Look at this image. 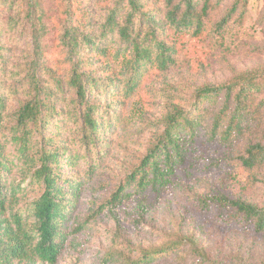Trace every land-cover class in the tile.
Masks as SVG:
<instances>
[{
  "label": "trees",
  "instance_id": "16d2710c",
  "mask_svg": "<svg viewBox=\"0 0 264 264\" xmlns=\"http://www.w3.org/2000/svg\"><path fill=\"white\" fill-rule=\"evenodd\" d=\"M247 4L248 0H228L216 28H225L234 17L240 20ZM74 5L73 0L61 3L58 44L63 65L59 72L47 64L43 53L48 31L42 1L0 0V20L4 12H12L9 27L27 29L32 44L23 64L11 67L17 82L10 88L15 87L19 96L9 138L12 150L0 139V264L57 262L67 239L65 222L80 192L79 183L63 176L61 159L65 157L68 163L83 160L93 167L90 154L100 156L99 149H105L109 132L120 121L113 103L100 104L97 97L128 98L151 68L164 71L175 63V46L165 39L164 25L178 34L190 31L202 36L209 31L210 0H165L163 16L157 8L147 7L145 0H109L98 25L90 18L84 20ZM3 35L0 23V41ZM113 43L118 46L110 50ZM98 61H104L100 68L94 67ZM114 65H119L118 71ZM6 68L8 55L0 46V72ZM4 84L1 78L0 119L7 106ZM190 100L188 107L167 104L160 130L101 208L115 214L132 195L159 197L205 125L213 138L218 136L226 143L264 133V64L226 81L196 86ZM217 100L218 110L206 124L203 105ZM64 134L74 146H82L83 152L70 150L62 140ZM248 141L238 158L245 168L252 169L264 164V142ZM27 177L41 187L28 204V217L18 207ZM214 202L232 208L235 217L249 223L254 232H264V204L224 196ZM184 244L198 258L209 259L198 240L187 236L142 250L140 258L129 263L156 260Z\"/></svg>",
  "mask_w": 264,
  "mask_h": 264
},
{
  "label": "rangeland",
  "instance_id": "374dc122",
  "mask_svg": "<svg viewBox=\"0 0 264 264\" xmlns=\"http://www.w3.org/2000/svg\"><path fill=\"white\" fill-rule=\"evenodd\" d=\"M41 1L47 14L48 31L43 53L47 64L60 72L63 64L58 32L63 0ZM73 1L84 20L90 18L98 25L106 14L109 0ZM145 1L147 7H155L157 13L164 15L165 0ZM210 1L206 35L198 36L190 31L178 34L164 25L165 39L175 46L173 65L164 71L151 68L128 98L119 96L117 101L97 97L100 104L113 103L120 121L109 132L105 149H99L100 156L90 154L93 167H88L83 160L68 163L65 157L61 159L63 176L79 183L80 192L65 222L67 239L55 264H134L129 262L140 258L142 250L187 236L198 240L209 259L198 258L184 244L156 260L139 264H264V232H254L249 223L235 217L232 208L214 202L215 198L224 196L264 204V164L248 169L238 158L248 140L264 142L263 131L251 134L244 141L226 143L218 136L213 138L205 125L182 162L177 163L170 184L159 197L132 195L115 214L101 208L139 163L160 130L159 121L169 102L188 107L194 87L226 81L264 64V0H248L244 16L240 20L232 18L223 29L216 28V23L225 13L228 0ZM11 14L4 12L0 20L4 27L0 46L8 55V68L0 72L7 105L0 119V139L8 151L13 148L9 138L19 97L16 88H10L17 82L11 67L23 64L32 51L29 31L9 27ZM117 46L113 43L109 49ZM103 62L98 61L94 67L100 68ZM113 67L118 71L119 65ZM219 105V100L204 103L202 112L206 115V124ZM62 140L68 142L70 150L83 152L82 146L71 143L68 134ZM37 145L38 140L34 147ZM23 187L18 207L28 217V204L40 194L41 187L29 177Z\"/></svg>",
  "mask_w": 264,
  "mask_h": 264
}]
</instances>
